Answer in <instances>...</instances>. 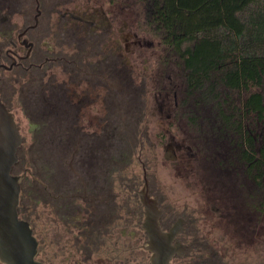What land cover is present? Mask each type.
Here are the masks:
<instances>
[{"label": "flooded vegetation", "instance_id": "flooded-vegetation-1", "mask_svg": "<svg viewBox=\"0 0 264 264\" xmlns=\"http://www.w3.org/2000/svg\"><path fill=\"white\" fill-rule=\"evenodd\" d=\"M90 3L0 0V105L21 136L10 175L21 179L17 218L37 242L35 259L150 264L139 195L145 185L161 230L174 228V242L186 247L174 264H204L197 244L218 232L226 245L211 251L215 264H231L226 257L244 244L264 248L259 188L235 156L238 133L227 138L217 120L209 130L174 62L158 58L148 73L130 57L131 35L122 28V40H114L108 13ZM213 156L223 159L218 169ZM164 162L176 180L191 181L199 199L192 209L164 205L153 180Z\"/></svg>", "mask_w": 264, "mask_h": 264}, {"label": "trees", "instance_id": "trees-1", "mask_svg": "<svg viewBox=\"0 0 264 264\" xmlns=\"http://www.w3.org/2000/svg\"><path fill=\"white\" fill-rule=\"evenodd\" d=\"M140 1L149 3L147 25L182 61L186 98L210 104L227 138L238 133L230 144L236 140L235 156L258 186L263 212L264 0Z\"/></svg>", "mask_w": 264, "mask_h": 264}, {"label": "rangeland", "instance_id": "rangeland-1", "mask_svg": "<svg viewBox=\"0 0 264 264\" xmlns=\"http://www.w3.org/2000/svg\"><path fill=\"white\" fill-rule=\"evenodd\" d=\"M91 2L92 5H97L99 8H103L107 13L111 20L112 25V35L113 39H121L122 34H130V41H134L135 44L131 45L130 50L132 52L131 59L137 58L139 62L141 61L142 65H147L148 73L152 72L151 69L156 67V61L158 58L166 60H172L174 62L175 67L178 69V74H183L182 69V61L178 55L173 54L171 51L165 49L164 46L159 41V38L153 31V29L147 25L148 17L150 13L149 3L148 1L141 2L140 0H86ZM124 24L126 27H123ZM123 28V33H120V29ZM106 28H100V31H104ZM104 39V38H102ZM122 40V39H121ZM189 46V45H185ZM162 60V61H163ZM152 106V105H151ZM155 109V110H154ZM153 111L157 113L156 105H153ZM200 117H202L205 121H208V129L211 130L215 125L212 124V121L216 120L213 108L210 104H200ZM20 118V126L22 135H26L28 133V125L25 120L22 119L21 114H19ZM152 122L148 125V133L153 139V133H155L158 128L156 127L155 119H151ZM253 122V121H250ZM254 123V127L258 126V123ZM253 126V125H252ZM157 128V129H156ZM209 137V145L212 147L215 145L211 142V134H208ZM220 149V146H218ZM217 151H219L217 149ZM158 160L159 163V148L157 149ZM162 159V158H161ZM213 162L211 161V165L213 168L218 169L216 163L221 166L223 163V159L217 158L213 156ZM164 160V159H162ZM215 164V165H214ZM139 176H141L140 169L137 168ZM151 170L149 174H152ZM153 180H158L159 182V190L160 195L163 199L164 205L169 207L180 205H187L189 209H192L195 206V201L199 200L198 196L194 195L192 190L187 187V185L191 184V181H186L183 179H177L174 176L173 170L170 167L169 163L164 162V167L160 170L158 168V173L153 176ZM152 180V181H153ZM214 239L208 240L205 243L202 241L197 244V248L203 251L205 256H208L205 261V264H215V257L211 256V251L215 249H223L226 245V242L222 241V233H216ZM230 243V242H228ZM227 243V245H228ZM234 243V242H233ZM232 244V242H231ZM250 244H244V246L237 251H231L229 255L226 257V260H230L231 264H264V248L259 245V247ZM232 250H236V248L232 247ZM199 258V257H197ZM218 259V258H217ZM200 260V259H199ZM175 261H172L174 264ZM216 264H220L218 261ZM225 264V263H221Z\"/></svg>", "mask_w": 264, "mask_h": 264}, {"label": "water", "instance_id": "water-1", "mask_svg": "<svg viewBox=\"0 0 264 264\" xmlns=\"http://www.w3.org/2000/svg\"><path fill=\"white\" fill-rule=\"evenodd\" d=\"M21 136L13 117L0 105V261L3 264H41L35 257L37 242L31 235L27 223L17 218L20 178L10 175V169L16 161V149ZM145 207V219L142 224L147 240L143 248L150 254V264H171L176 256H182L186 247L174 242L175 230L164 232L158 218L161 211L156 201L148 195L145 185L139 192Z\"/></svg>", "mask_w": 264, "mask_h": 264}]
</instances>
